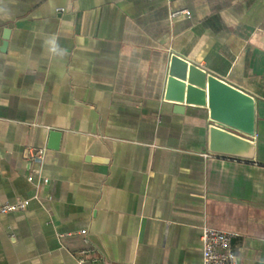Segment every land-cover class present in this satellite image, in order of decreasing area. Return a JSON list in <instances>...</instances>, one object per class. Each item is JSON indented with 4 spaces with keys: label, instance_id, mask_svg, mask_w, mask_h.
I'll return each mask as SVG.
<instances>
[{
    "label": "crops",
    "instance_id": "1",
    "mask_svg": "<svg viewBox=\"0 0 264 264\" xmlns=\"http://www.w3.org/2000/svg\"><path fill=\"white\" fill-rule=\"evenodd\" d=\"M174 53L253 97L252 159L165 98ZM24 199L0 264H201L205 225L264 264V0H0V204Z\"/></svg>",
    "mask_w": 264,
    "mask_h": 264
},
{
    "label": "water",
    "instance_id": "2",
    "mask_svg": "<svg viewBox=\"0 0 264 264\" xmlns=\"http://www.w3.org/2000/svg\"><path fill=\"white\" fill-rule=\"evenodd\" d=\"M165 98L207 107L213 122L208 126L210 152L254 157V99L249 94L174 53L168 62Z\"/></svg>",
    "mask_w": 264,
    "mask_h": 264
},
{
    "label": "built area",
    "instance_id": "3",
    "mask_svg": "<svg viewBox=\"0 0 264 264\" xmlns=\"http://www.w3.org/2000/svg\"><path fill=\"white\" fill-rule=\"evenodd\" d=\"M185 14L188 15L186 9H180L171 12V16ZM26 157L29 161L35 163H42L43 149L27 148ZM28 206V200H17L13 203L0 204V215L24 210ZM233 233L228 231L219 230L210 226H203L201 233L202 241V261L201 264H238L237 255L231 248V238ZM93 249L85 247L80 249L75 257L80 264H86L91 256L93 261L96 260L92 257Z\"/></svg>",
    "mask_w": 264,
    "mask_h": 264
},
{
    "label": "clouds",
    "instance_id": "4",
    "mask_svg": "<svg viewBox=\"0 0 264 264\" xmlns=\"http://www.w3.org/2000/svg\"><path fill=\"white\" fill-rule=\"evenodd\" d=\"M47 43L50 45L49 51L51 53L59 54L61 56H63L65 54L64 50L59 47V45L57 44V42L54 38L47 41Z\"/></svg>",
    "mask_w": 264,
    "mask_h": 264
}]
</instances>
